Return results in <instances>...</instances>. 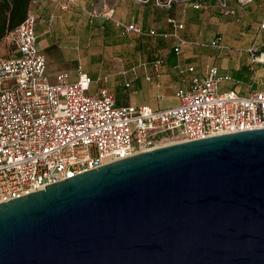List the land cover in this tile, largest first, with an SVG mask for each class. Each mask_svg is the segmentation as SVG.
Wrapping results in <instances>:
<instances>
[{"label": "water", "instance_id": "1", "mask_svg": "<svg viewBox=\"0 0 264 264\" xmlns=\"http://www.w3.org/2000/svg\"><path fill=\"white\" fill-rule=\"evenodd\" d=\"M0 264H264V127L158 145L1 201Z\"/></svg>", "mask_w": 264, "mask_h": 264}, {"label": "built area", "instance_id": "2", "mask_svg": "<svg viewBox=\"0 0 264 264\" xmlns=\"http://www.w3.org/2000/svg\"><path fill=\"white\" fill-rule=\"evenodd\" d=\"M74 1L62 0L61 7ZM152 1L168 8L175 0ZM218 7L224 14L235 13V6L226 0H219ZM88 15L112 18L121 34L130 30L142 35L171 34L175 52L186 43L227 47L220 33L207 42L182 36L178 29L183 22L172 15L167 16L174 28L170 33L114 18L112 8L101 13L88 10ZM34 24L35 17L28 12L9 32L15 54L0 55V202L158 145L264 127V83L247 93L223 88V81L237 80L219 72L215 64L207 66L203 77L192 74L176 90L175 104L158 108L119 103L115 92L105 86L91 92L93 79L85 71L71 80L67 70H59L51 79ZM261 33L264 15L256 37ZM248 50L252 60L260 58L254 44ZM161 62L157 56L152 65L157 70Z\"/></svg>", "mask_w": 264, "mask_h": 264}, {"label": "crops", "instance_id": "3", "mask_svg": "<svg viewBox=\"0 0 264 264\" xmlns=\"http://www.w3.org/2000/svg\"><path fill=\"white\" fill-rule=\"evenodd\" d=\"M61 1L31 0L28 8V12L35 17L34 28L38 48L45 56L47 73L51 79L59 70H67L71 80L77 78L80 70L85 71L93 79L90 85L91 92L105 86L115 92L119 103L149 104L155 108L175 104L177 102L176 90L186 85L192 74L205 76L207 66L210 65L207 63H216L219 72L222 73H229L228 69L233 68L237 71L243 70L248 75L245 90H243L241 79L235 77H233L237 80L235 83L223 81L221 83L223 88H233L240 93H247L264 83L260 81L256 86H252L249 83L251 76L247 71L248 66L251 68L254 63L263 61L261 59L264 58V50L259 51V48L264 47V41H261L260 36H255L247 47L242 44V40V42H233L234 46L244 47L247 53L244 58L242 55L216 58L220 52H216L214 47H202L195 43L182 44L179 52H175L173 46L176 39L171 34L164 37L157 34L142 35L133 30L121 34L112 18L105 15L90 17L88 10L101 13L112 8L114 18L126 23H137L143 28H154L156 31L170 33L174 28L167 21V16L172 15L181 21L180 15L184 14L182 12L184 9L178 10L177 5L162 9L152 0L147 3L136 0H75L70 2L66 8H62ZM238 6V19H243L244 22L248 17L250 20L253 18L258 20V24L264 15V0H249L244 4L238 3ZM190 17L192 19L191 14ZM257 24L254 27L255 35ZM178 32L189 39L197 38L189 34L184 23ZM6 36L9 37V34ZM131 36L135 39L130 40ZM214 36L205 39L209 41ZM223 41L227 45L226 48L231 47L224 36ZM252 44L256 46L255 53L260 56L257 60H252L248 50ZM54 45L55 48L52 47ZM52 49L54 50L51 51ZM87 49L89 53L98 55V60L92 65L87 61L69 69L57 65L58 61L72 62L78 55H87ZM44 50H47V55ZM157 56L162 57V62L156 70L152 65V60ZM198 60L200 64L196 63ZM53 62L55 66H52ZM189 66L193 69H188ZM181 68L183 71H180ZM148 75L149 78H147ZM180 80L184 82V85L178 86L170 94L169 89ZM126 82H130V85H126Z\"/></svg>", "mask_w": 264, "mask_h": 264}, {"label": "rangeland", "instance_id": "4", "mask_svg": "<svg viewBox=\"0 0 264 264\" xmlns=\"http://www.w3.org/2000/svg\"><path fill=\"white\" fill-rule=\"evenodd\" d=\"M218 2L219 0H175L168 8H172L174 5H177L178 10L184 9V11H182L184 12V14L181 13L180 15L182 17L181 21H183L184 26L186 30H188L189 34L197 36L196 39H198L199 41L207 42L205 38H210L211 36L218 33L224 36L229 46H231L230 48H220L214 45L199 44V46L202 47H214L216 49V52H220V55L216 56V58H227V55H235L236 57L238 55H242V58H244L247 55L244 47L234 46L233 42L243 41L242 44L247 47L256 36L254 27L256 26L258 20H255L254 18L250 20V18L248 19V17H246L244 22L243 19H238L239 16L237 12L239 6L237 0H226L228 4L235 6V13L233 14L222 13L218 7ZM194 3H199V6L195 7L193 5ZM158 7L162 9L166 8L163 6ZM190 14L192 16V19H190ZM250 21L253 22L250 23ZM259 36L261 41H264V34L261 33ZM129 39L132 40L135 39V37L131 36ZM52 47L55 48V45ZM53 50L54 49H52L51 51ZM260 50H264V47L261 46L259 48V51ZM88 51L89 50L87 49V52ZM76 52H78L77 49ZM216 52L213 53L216 54ZM44 53H46L47 55V50H44ZM13 54H15L14 44L10 40V38L6 36L0 41V55L7 57ZM76 57V60H73L72 62L66 60L58 61L57 65H60L65 69H69L75 68L78 64L85 61L89 62V64L92 65V63H95L98 60L97 54L89 52L87 53V55L83 54L82 56L78 55ZM196 63L200 64L199 60ZM53 65L55 66L54 62L52 63V66ZM247 71L251 76V78L249 79V83H251L252 86H256L260 81H264V60L259 63H254L253 67L251 68L248 66ZM228 72L233 77L241 79L240 81L242 83L243 90H245L248 80V75L246 74V72L243 70H233V68H229ZM180 85H184V82H182L181 80L179 82H175L174 85L169 89L170 94H172Z\"/></svg>", "mask_w": 264, "mask_h": 264}, {"label": "trees", "instance_id": "5", "mask_svg": "<svg viewBox=\"0 0 264 264\" xmlns=\"http://www.w3.org/2000/svg\"><path fill=\"white\" fill-rule=\"evenodd\" d=\"M30 1L0 0V41L25 18Z\"/></svg>", "mask_w": 264, "mask_h": 264}]
</instances>
